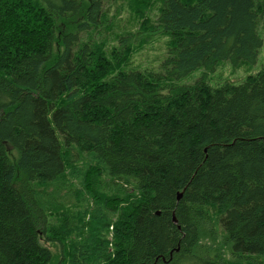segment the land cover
Returning <instances> with one entry per match:
<instances>
[{
  "label": "trees",
  "instance_id": "1",
  "mask_svg": "<svg viewBox=\"0 0 264 264\" xmlns=\"http://www.w3.org/2000/svg\"><path fill=\"white\" fill-rule=\"evenodd\" d=\"M111 1L141 30L108 48L104 0H0V264H264V65L179 82L255 62L264 0Z\"/></svg>",
  "mask_w": 264,
  "mask_h": 264
},
{
  "label": "rangeland",
  "instance_id": "2",
  "mask_svg": "<svg viewBox=\"0 0 264 264\" xmlns=\"http://www.w3.org/2000/svg\"><path fill=\"white\" fill-rule=\"evenodd\" d=\"M104 5L107 13L109 11L111 19L108 18L107 22L104 20V25L101 24L98 29L89 33L90 38H92L93 41H106L108 48H111L112 46L118 47L117 35H125L132 32L137 33L138 30H141L140 20L134 16L133 12L128 7L112 3L111 0H104ZM118 6L121 7L120 16H116ZM160 6V2L154 3L147 13L153 18V21L158 15V9ZM137 9L142 11L141 6L136 7V10ZM259 34L263 40V45L255 62L246 61L239 66H235L231 61L225 60L220 62L216 66L215 70H205L203 68H199L192 71L179 82L182 84H192L201 76L205 75L209 84L213 87H218L220 86L218 84L225 81L233 82L235 84L241 83L248 75L257 73L264 65V20L260 22ZM83 36L84 39H87V34H84ZM167 40V37L162 35L149 36V39L146 41L147 43L145 40H134L130 46L133 50H135V52L130 54V61L127 64V68L137 67L141 70L157 69L158 63L166 54ZM65 192L66 190H63L62 193ZM66 205H69V203L67 202ZM70 208L75 209L74 206H70ZM49 247L56 255L54 264H57L56 260L61 257L60 247L56 244H50ZM225 251L227 252L226 249Z\"/></svg>",
  "mask_w": 264,
  "mask_h": 264
},
{
  "label": "water",
  "instance_id": "3",
  "mask_svg": "<svg viewBox=\"0 0 264 264\" xmlns=\"http://www.w3.org/2000/svg\"><path fill=\"white\" fill-rule=\"evenodd\" d=\"M181 196H182V192H180L179 194H178V199L179 198H181ZM173 221L176 223L177 222V219H176V217H175V215L173 216ZM164 259V258H163Z\"/></svg>",
  "mask_w": 264,
  "mask_h": 264
}]
</instances>
